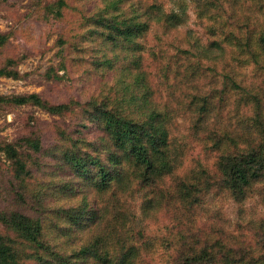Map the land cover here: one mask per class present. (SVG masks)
<instances>
[{"label":"rangeland","instance_id":"obj_1","mask_svg":"<svg viewBox=\"0 0 264 264\" xmlns=\"http://www.w3.org/2000/svg\"><path fill=\"white\" fill-rule=\"evenodd\" d=\"M61 1L0 0V34L8 37L0 47V68L11 61L23 76L20 80L0 78V94H38L50 104L71 105L62 115L32 105H0V144H16L29 171L18 180L14 165L0 152V214L34 216L48 210L52 215L46 231L65 255L103 232L95 235L93 227L69 229L68 235L56 230L64 226L60 209L87 205L88 214L103 206L108 208V221L126 223V227L113 224L107 234L115 235L122 252L131 249L132 264H174L178 245L184 241L216 251L224 244L231 251L222 249V264H264V186L242 204L228 192L214 189L191 211L170 205L165 197L159 207H150L140 193L116 201L110 193H97L89 182L66 173L59 142L60 132L73 133V137L83 132L89 140L95 139L97 128L88 121L87 104L114 96L124 86L121 82L132 83L134 62L139 60L154 100L169 114L171 141L181 148L178 177L190 179L186 176L204 169L213 174L217 154L207 139L209 132L226 131L242 143L258 135L257 110L264 118V55L257 45L264 27V0H123L108 15L126 19L135 11L152 8L155 18L146 36L136 40L139 51L133 52L125 42L119 46L106 42L102 29L92 21L116 0H63L60 7ZM167 14L181 15L184 23L166 25L163 17ZM196 39L216 43L220 59L201 64L197 54L192 56L191 44ZM248 39L252 41L247 47ZM222 82L227 84L226 97L220 104L221 96L212 92V110L196 127L193 98L221 89ZM28 137L41 140L40 153L23 143ZM56 146L59 152L53 151ZM175 186V181L167 179L159 188ZM73 189L81 192L73 195ZM120 209L126 214L124 221L117 218ZM0 234L15 237L1 222ZM22 249L34 252L20 243L18 250ZM32 256L27 264H37Z\"/></svg>","mask_w":264,"mask_h":264},{"label":"trees","instance_id":"obj_2","mask_svg":"<svg viewBox=\"0 0 264 264\" xmlns=\"http://www.w3.org/2000/svg\"><path fill=\"white\" fill-rule=\"evenodd\" d=\"M64 3L62 0L60 7ZM119 3H123V0L107 3L103 14H97L92 21L102 29L101 33L106 42L116 46L125 42L132 47L128 49L131 52L139 51L140 44L136 40L146 36L151 23L155 21L152 8L141 13L135 11L132 17L126 19L108 15L107 11L115 10ZM57 13L62 16L60 10ZM145 17L146 20H142ZM181 17L167 14L163 21L170 27L180 26L184 23ZM7 40L6 35L0 34V47ZM251 41L248 39L245 46L248 47ZM191 45L195 51L192 56L197 54L201 64L203 60L220 59V55L215 54V49H219V46L212 40L202 42L196 39ZM257 45L264 55V27L257 38ZM134 64L133 70L136 73L133 74L132 83L121 82L124 86L114 96L106 95L101 101L92 100L87 104L88 121L97 128L95 139L89 140L83 132L77 137H73V133L60 132L62 163L67 174L74 179L89 182L97 193H110L116 201L127 194L135 197L136 193H140L145 198V204L150 207H159L165 197L170 205H179L180 208L190 211L201 205L202 197L214 189L228 192L231 199L242 204L251 192L261 185L264 186V118L260 110H257L256 118L257 137L240 143L234 135L226 131L209 132L207 139L211 142L212 151L217 154L216 170L213 174L204 169L199 174L193 172L186 176L190 179L179 178L183 154L181 148L171 141L169 114L154 100L153 88L142 72L139 60ZM127 71L131 70L127 68ZM22 77L11 61L0 68V78L20 80ZM222 84L223 87L219 90L213 88L206 96L193 98V103L197 104L196 127H199L212 110V92L221 96L220 104L226 97L227 84ZM0 105H32L52 115H62L71 110V105L50 104L38 94H0ZM22 141L35 153L41 152L42 143L39 138L28 137ZM57 150L61 148L56 146L53 149L59 152ZM0 152L14 165L15 178L22 181L29 171L26 170L27 166L17 145L0 144ZM167 179L176 182L175 188L160 189L159 185L164 184ZM77 191L81 192L73 189L71 193L76 195ZM86 206L71 210L60 209L64 214H59L60 221H64V228L58 226L56 230L65 231L68 235L69 229L81 231L93 227L95 235L99 231L103 232L69 255L53 245L52 236L46 231L50 229L47 224L50 220L47 219L52 215L48 210L37 211L34 216L20 212L0 214V222L15 235L13 238L0 234V264H27L25 261L32 255L37 264H132V260L128 258L131 249L122 252V247L115 244V235L107 234L109 229L113 230V224L114 227H126V223L116 222L114 219V222L108 221L107 207L102 206L99 211L88 214ZM120 211L121 209L117 212V218L124 221L125 217L122 215L126 214ZM32 213L35 214V211ZM20 243L33 248V254H29L26 249L18 250ZM220 246L225 253L231 251L224 244ZM118 249L121 253H117ZM222 249L216 251L210 246L197 248L191 242L184 241L178 245L173 263L222 264L225 254Z\"/></svg>","mask_w":264,"mask_h":264}]
</instances>
